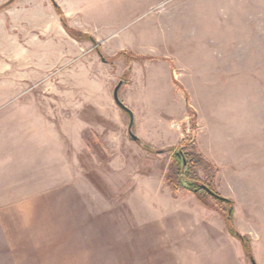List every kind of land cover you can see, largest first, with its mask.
<instances>
[{"label": "rangeland", "instance_id": "rangeland-1", "mask_svg": "<svg viewBox=\"0 0 264 264\" xmlns=\"http://www.w3.org/2000/svg\"><path fill=\"white\" fill-rule=\"evenodd\" d=\"M183 145L264 264V0H0V264H252Z\"/></svg>", "mask_w": 264, "mask_h": 264}, {"label": "trees", "instance_id": "trees-1", "mask_svg": "<svg viewBox=\"0 0 264 264\" xmlns=\"http://www.w3.org/2000/svg\"><path fill=\"white\" fill-rule=\"evenodd\" d=\"M55 7L58 11V13L62 16L61 17V20L65 26V28L67 29L68 33L75 39H78V40H90L92 42H96L95 41V38L90 35V34H87V33H84L80 30H77V29H74L72 27H70L68 24H67V19L64 15V12L63 10L61 9V7L57 4H55ZM100 48V47H98ZM99 52L101 54V56L104 58V55L101 53L100 49H99ZM120 55H125L127 54V52L125 51H121L119 52ZM145 58H148V57H145ZM190 110V108H189ZM193 115L195 116L196 113L193 112ZM194 122V120H193ZM192 142V144L195 143L196 139H194V137L192 139H188ZM146 149L151 151L152 148L148 145H145ZM184 148V154L187 158V161H188V168L186 170V172L183 174L182 173V156L181 154L179 153V150L174 154V157L175 159L177 160V162L179 163V171L177 172L176 176L174 177H170L169 179V183L170 184H173L174 187L176 189L179 188V186L185 188L186 190H189V191H192L193 193L197 194L199 196V198L201 200H203V194L207 193L211 196H213L215 199L219 200L222 204L226 203L227 204V207H221L222 211L224 212V214L226 215V219H227V225H228V228H229V232L235 236L236 238H238L242 244H243V248L246 252V254L249 256L252 264H257L256 260L254 259L253 255H252V249H251V244H250V240L248 237L242 235L241 233L238 232V230L235 228V226L233 225V215L230 219H228V209H229V206L232 205L234 207V203L231 199L229 198H226L222 195H220L219 193L215 192L211 186L207 185L213 192L216 193V195L212 194L211 192H209L208 190H206L202 185L205 184L197 179H194L192 176H191V171L193 169V167L196 166V164L194 163V161L191 159V156L190 154L186 151V146L183 145L181 146ZM180 147V148H181ZM201 158H203L201 156Z\"/></svg>", "mask_w": 264, "mask_h": 264}, {"label": "water", "instance_id": "water-1", "mask_svg": "<svg viewBox=\"0 0 264 264\" xmlns=\"http://www.w3.org/2000/svg\"><path fill=\"white\" fill-rule=\"evenodd\" d=\"M103 60L106 61L104 58H103ZM122 85H123V81H120L118 83V85L115 87L114 99H115L116 103L129 114V116H130L129 134L134 140H138L139 139L138 136L135 135V133L132 131V128H133V125L135 122L134 113L120 98V90H121ZM194 139H196V136H194ZM179 153L182 156V173L184 174L188 168V161H187V158L184 154V148L183 147H181L179 149ZM202 186L206 190L211 192L212 194L216 195V193L213 192L206 184H203ZM232 215H233V206L230 205L229 209H228V219H230L232 217Z\"/></svg>", "mask_w": 264, "mask_h": 264}, {"label": "crops", "instance_id": "crops-1", "mask_svg": "<svg viewBox=\"0 0 264 264\" xmlns=\"http://www.w3.org/2000/svg\"><path fill=\"white\" fill-rule=\"evenodd\" d=\"M137 65H134L133 67H132V74L134 75L135 73H136V75L137 74H139V64L138 63H136ZM135 85L137 84V81H136V79H135V81L133 82ZM216 247H218L214 252H212L211 254H210V256L211 257H214V259H212V260H214L215 262L213 263V264H220V260L221 259H223V257H228V253L226 252V250L224 249V247L223 246H219V245H217ZM230 255V254H229ZM208 257H209V255H208ZM210 258V257H209ZM228 259V258H227ZM209 260H211V259H209ZM220 261V262H219Z\"/></svg>", "mask_w": 264, "mask_h": 264}]
</instances>
